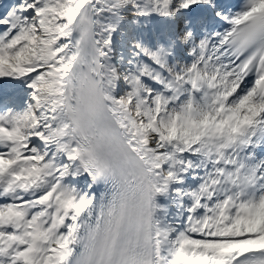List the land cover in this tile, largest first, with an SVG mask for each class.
<instances>
[{
  "label": "snow or ice",
  "instance_id": "snow-or-ice-1",
  "mask_svg": "<svg viewBox=\"0 0 264 264\" xmlns=\"http://www.w3.org/2000/svg\"><path fill=\"white\" fill-rule=\"evenodd\" d=\"M0 264H264V0H0Z\"/></svg>",
  "mask_w": 264,
  "mask_h": 264
}]
</instances>
